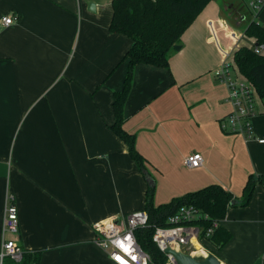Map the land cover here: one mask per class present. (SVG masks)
Segmentation results:
<instances>
[{
	"label": "crops",
	"instance_id": "1",
	"mask_svg": "<svg viewBox=\"0 0 264 264\" xmlns=\"http://www.w3.org/2000/svg\"><path fill=\"white\" fill-rule=\"evenodd\" d=\"M113 0H0V253L7 197L20 229L9 235L40 264H116L95 243L94 223L156 206L218 184L234 195L221 226L232 234L209 244L222 264H264V183L240 205L251 176L264 175V99L255 138L230 134L229 88L217 78L234 61L251 19L244 0H213L182 37L169 68L139 64L125 104L148 176L111 128L115 93L128 72L133 40L110 30ZM248 7V6H247ZM18 21L4 26L2 18ZM200 153L204 163L188 168ZM152 177V178H151ZM1 264V263H0Z\"/></svg>",
	"mask_w": 264,
	"mask_h": 264
},
{
	"label": "trees",
	"instance_id": "2",
	"mask_svg": "<svg viewBox=\"0 0 264 264\" xmlns=\"http://www.w3.org/2000/svg\"><path fill=\"white\" fill-rule=\"evenodd\" d=\"M211 1L213 0H113L110 30L130 37L133 45L125 56L129 62L123 89L115 93L113 103L115 122L111 128L128 144L132 158L148 176L150 175L146 161L136 148L135 135L127 132L123 127L124 109L132 87L134 69L139 64L169 68L170 56L176 51L175 47L181 45L184 33ZM245 35L255 38L259 44L264 43V26L256 17L250 20ZM234 61L242 75L256 86L258 94L264 99V54L259 55L250 47L241 46L234 53ZM258 183H264V175L249 178L240 205L249 204ZM154 191L151 185L145 209L149 214V226L135 232L138 243L150 254L153 264H167L168 260L153 240L155 227L168 226L169 216L179 208L193 205L201 212L209 214L211 220L198 222L205 231L212 220L223 221L226 218L228 209L234 201V195L218 184L187 193L160 206H156L153 202ZM231 237L232 234L220 225L209 242L221 248ZM40 262L41 251H25L20 262L7 259L4 264H40Z\"/></svg>",
	"mask_w": 264,
	"mask_h": 264
},
{
	"label": "built area",
	"instance_id": "3",
	"mask_svg": "<svg viewBox=\"0 0 264 264\" xmlns=\"http://www.w3.org/2000/svg\"><path fill=\"white\" fill-rule=\"evenodd\" d=\"M249 8L258 15L264 8V0H250ZM17 21L16 15L2 18L4 26H11ZM249 47L259 55L264 54V43L259 44L255 41ZM217 78L228 86L229 100L234 106L233 111L222 120V129L230 134L244 135L249 139L255 138L252 119L257 114L259 94L256 86L242 75L235 61L229 59L224 61L217 71ZM255 139L264 143V135ZM203 163L204 157L200 153H193L185 159L186 166L192 169L201 167ZM202 220H211V217L193 205L182 206L169 216L168 226L155 227L153 240L167 256V264H176L174 256L165 252L167 248L183 251L198 259L211 254L209 239L222 221L212 220L211 225L204 231L198 224ZM147 226H149V214L146 210L136 211L125 218L113 216L94 223L95 243L106 251L116 264H153L150 254L143 250L135 236L138 229ZM19 229L20 218L16 197L9 194L4 217L1 264L7 259L16 262L23 259L24 249L16 239L9 236L17 235Z\"/></svg>",
	"mask_w": 264,
	"mask_h": 264
},
{
	"label": "water",
	"instance_id": "4",
	"mask_svg": "<svg viewBox=\"0 0 264 264\" xmlns=\"http://www.w3.org/2000/svg\"><path fill=\"white\" fill-rule=\"evenodd\" d=\"M180 46H176L175 49L180 50ZM234 201L231 206L234 205ZM241 204V203H240ZM166 253H170L174 256L176 264H222L221 260L214 254H209L203 259H198L188 253L183 251H176L172 248H167Z\"/></svg>",
	"mask_w": 264,
	"mask_h": 264
},
{
	"label": "rangeland",
	"instance_id": "5",
	"mask_svg": "<svg viewBox=\"0 0 264 264\" xmlns=\"http://www.w3.org/2000/svg\"><path fill=\"white\" fill-rule=\"evenodd\" d=\"M245 3H242L241 5L244 7L245 11H248L247 8H249V2L250 0H244ZM248 6V7H247ZM250 9V8H249ZM251 10V9H250ZM251 12L255 15V13L251 10ZM259 19L261 20V24L264 26V12L261 14V16L259 17ZM249 37H247L245 40V42H248L249 41Z\"/></svg>",
	"mask_w": 264,
	"mask_h": 264
},
{
	"label": "snow or ice",
	"instance_id": "6",
	"mask_svg": "<svg viewBox=\"0 0 264 264\" xmlns=\"http://www.w3.org/2000/svg\"><path fill=\"white\" fill-rule=\"evenodd\" d=\"M121 247H123V245H121ZM119 259V258H118Z\"/></svg>",
	"mask_w": 264,
	"mask_h": 264
}]
</instances>
